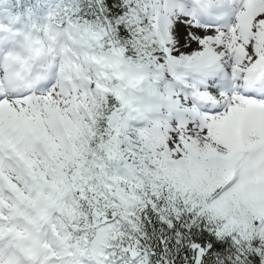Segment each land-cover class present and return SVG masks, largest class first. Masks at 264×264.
Masks as SVG:
<instances>
[{
  "label": "snow or ice",
  "instance_id": "obj_1",
  "mask_svg": "<svg viewBox=\"0 0 264 264\" xmlns=\"http://www.w3.org/2000/svg\"><path fill=\"white\" fill-rule=\"evenodd\" d=\"M0 264H264V0H0Z\"/></svg>",
  "mask_w": 264,
  "mask_h": 264
}]
</instances>
